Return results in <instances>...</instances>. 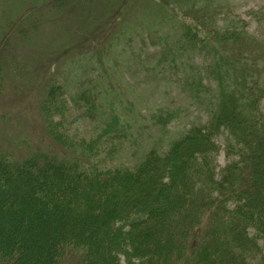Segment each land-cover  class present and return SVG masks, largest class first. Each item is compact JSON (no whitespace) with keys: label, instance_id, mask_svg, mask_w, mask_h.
I'll list each match as a JSON object with an SVG mask.
<instances>
[{"label":"trees","instance_id":"16d2710c","mask_svg":"<svg viewBox=\"0 0 264 264\" xmlns=\"http://www.w3.org/2000/svg\"><path fill=\"white\" fill-rule=\"evenodd\" d=\"M206 13L178 50L210 60L196 71L217 83L216 108L135 164L107 165L120 134H71L51 84L40 148H0V264H264V45Z\"/></svg>","mask_w":264,"mask_h":264},{"label":"rangeland","instance_id":"374dc122","mask_svg":"<svg viewBox=\"0 0 264 264\" xmlns=\"http://www.w3.org/2000/svg\"><path fill=\"white\" fill-rule=\"evenodd\" d=\"M206 10L215 28L241 27L264 45V0H0V148L22 157L39 147L52 83L68 100L71 134L122 135L107 165L135 164L148 146L205 123L218 86L196 70L210 60L178 49L181 26Z\"/></svg>","mask_w":264,"mask_h":264}]
</instances>
